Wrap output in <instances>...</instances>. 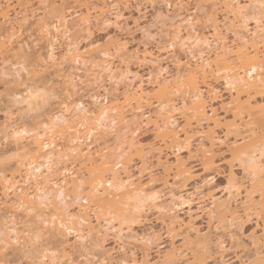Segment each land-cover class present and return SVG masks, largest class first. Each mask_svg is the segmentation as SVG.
<instances>
[{
  "label": "rangeland",
  "instance_id": "obj_1",
  "mask_svg": "<svg viewBox=\"0 0 264 264\" xmlns=\"http://www.w3.org/2000/svg\"><path fill=\"white\" fill-rule=\"evenodd\" d=\"M0 1L5 5L10 4L17 11L20 10L19 3H22L24 4L22 7L27 8L29 15L28 21L22 25V33L15 40L16 42L14 41L11 46L5 44L4 49L0 48L1 175L3 171L10 173L16 169V159L19 154L16 148L27 145L25 141L23 143L15 141L12 134L17 127L41 126L68 103L80 104L82 110L91 112L104 104L107 105L109 100L122 95L125 90L138 89L152 95L160 81L176 78L184 70L196 68L204 61H215L223 45L234 49L240 42L239 36L251 37L254 32H264V24H257V20L260 19L258 4L252 0H240V3H248L255 7L248 10L249 16L241 15L240 24L242 23L246 28L237 29L239 36L229 25L231 20L229 21L228 18L232 19V17L223 5L227 0H153V3L143 0H122V4L119 2L117 6L111 8L113 13L118 14H116L118 18L110 15L109 22H94L89 32H82L77 28L72 32V37L82 52L101 48L109 50L111 57L106 59L108 61L98 59L97 62L103 66H101L103 69L108 64L112 69H118L117 74L120 77L117 76V80H114L109 78L108 73L101 72L97 64L95 68L92 67L93 65L73 64L66 58V41L61 36L54 42L44 38L39 32L40 18L46 15L45 18L49 20L53 18L51 15L57 16L60 10L70 9L69 12L73 13L80 9L76 0ZM211 10L215 15V23L210 21V17L207 18ZM187 14H194L198 18L195 26L182 28L181 32L176 31L181 15ZM11 17H14L13 10ZM213 24L218 25V34L214 31ZM103 62L106 64L104 65ZM217 80L209 83L210 87L216 90L215 97L208 94L206 86L202 87L208 101L210 117L221 121V125L216 127L217 141L213 147L216 153L214 168L204 172L200 166L202 154L200 144L203 142L208 146L200 133L195 135L190 148L187 145L182 147L162 145L155 136L153 125L151 123L146 125L147 118L138 119L140 124L138 122L137 128L141 127L138 131V140L146 146L148 152L150 151L149 171L143 175V182L153 186L150 193L166 195V203L170 202L168 196L171 191L178 195L182 194L186 202L177 203L174 207L169 204L167 208L174 209H169L172 212L167 213V217L160 211L152 209L140 220L139 218L132 220L133 217L128 216L123 217V222L120 219L115 220L116 227L119 223L122 224L123 230L118 235L115 231L105 230L79 242L74 235L69 236L66 239V248L73 255L76 263L99 264L106 259L107 264H120L123 259L130 263L135 260L139 264L143 262L145 264H264V210L259 207L261 202L259 191L256 190L254 193L257 209L249 216L243 214L242 207L237 209L243 219L241 222H236V225L233 222L235 228L230 225V217L223 219L222 222L216 213H210L214 207L213 201L221 203L229 199L232 165L236 183L244 184L248 188L251 184V177L244 172L242 161L233 160L227 151L228 145L234 141L233 133H230L226 127V123L233 119V105L230 102L234 92H229L223 78ZM261 91L255 96V101L264 105V88ZM30 101L33 104L29 105ZM151 102L153 105L145 108L146 117L149 115L154 117L153 112L157 108V103L154 99ZM174 115L177 119L176 129L180 131L185 122L181 118L180 111L175 112ZM193 124L196 126L195 121ZM256 125L258 127L255 125L252 127L257 129L256 133H261L259 124ZM202 128L208 129L206 122L203 123ZM254 136L252 135L253 143L257 144L255 138L258 135ZM260 137L258 138L264 143V139ZM107 139L114 145L113 136ZM258 144L261 145L260 142ZM95 146L96 144L93 149L96 150ZM135 156L133 152L128 158L133 157L132 173L138 177L140 172L136 167L141 164L139 157ZM178 157L184 159L191 169L192 175L187 180L175 177ZM71 164L72 162L67 167L74 170L78 168V166L74 167L76 164H72L73 166ZM262 176L260 178L264 180ZM210 180L212 182L207 185L205 182ZM242 191L244 193V188ZM243 197L240 201L244 200ZM0 199L4 201L1 187ZM78 205L69 201L70 208H67L74 213L78 211ZM232 206L236 207L235 204ZM169 215L171 218H176L174 230L168 227ZM14 216L11 220L12 224L5 223L7 226L4 225L3 230L15 229L20 232L22 244H16L8 252V262L2 264H44L40 262V257L43 254L48 256L54 254V250L52 254L45 250L54 249L57 239L44 234L46 233L44 230H32V225L26 224L28 220L22 214H14ZM91 216L93 217V214ZM93 220L94 223L95 219ZM23 232H26V238H23L25 237ZM152 236L155 238L151 240L149 237ZM146 239H150L151 242L150 240L146 242ZM202 240L208 242L212 250L210 249L209 257L206 256L208 258L198 259L197 249ZM169 254H172L171 258Z\"/></svg>",
  "mask_w": 264,
  "mask_h": 264
},
{
  "label": "bare ground",
  "instance_id": "obj_2",
  "mask_svg": "<svg viewBox=\"0 0 264 264\" xmlns=\"http://www.w3.org/2000/svg\"><path fill=\"white\" fill-rule=\"evenodd\" d=\"M121 1L76 0L80 5L79 10L73 13L69 12L70 9L60 10L57 16L51 15L53 18L49 20L45 18L46 15L40 18L39 32L44 38L54 42L61 36L66 41V58L73 64L93 65L92 67L97 64V67L102 69H100L101 72H106L110 79L117 80L118 69L114 70L111 65L104 63L111 57L109 50L101 48L82 52L72 37V32L76 28L82 32H89L94 22H109L108 16L117 14L113 13L111 8ZM143 1L153 3V0ZM252 1L258 5L260 3V0ZM239 4L240 0H227L223 3L232 17V19L228 18L229 21L231 20L229 25L237 36H239L237 29L246 28L242 26V23L240 24L242 17L237 7ZM22 6L24 4L19 3L20 10L17 11L10 4L5 5L0 1L1 49H4L7 43L10 46L14 44L13 42L22 33V25L28 21L27 8ZM12 10L14 17H11ZM208 15L207 18L210 17V21L215 23L216 19L212 10L208 12ZM197 19L194 14L181 15L176 31L181 32L182 28L195 26ZM217 26H213L216 34L219 32ZM239 41L234 49L223 45L215 61H204L196 68L184 70L176 78L160 81L152 95L138 89L125 90L122 95L109 100L107 105L104 104L91 112L82 110L80 104L68 103L41 126L30 128L24 125L14 129L12 135L15 141L21 143L25 141L27 145L16 148L19 153L16 169L10 173L3 171L2 175L0 174L1 194L4 198V201L0 199V264L8 262V252L16 244H22L20 232L15 229L3 230L4 225L12 224L14 214H22L28 220L26 224L32 225L33 228L29 226L32 230H44L46 233H42L57 239L54 249L46 248L45 250L50 254L54 250V254L51 256L43 254L40 262L78 264L66 248V239L69 236L74 235L79 242L105 230L115 231L118 235L123 229L121 223L115 226V220L122 221L124 216L133 217L132 220L138 218L140 220L152 209L166 215L171 211L169 210L171 207L167 208L169 204L174 207L177 203H185L183 195H178L174 191L170 192L168 196L170 202L166 203V195L150 193L153 186L143 182V175L149 171L150 151L148 152L146 146L138 140V131L141 127L137 128L140 124L137 120L147 118L146 125L150 123L153 125L155 136L162 145H181V147L187 145L190 148L195 135L200 133L199 135H202L208 144L207 146L203 142L199 143L201 146V152H199L202 153L200 166L204 172L210 171L216 164V153L213 147L217 141L216 127L221 125V121L210 117L208 101L202 87L206 86L208 94L215 97L216 90L211 88L209 83L219 78H223L229 92H234L230 102L233 105V119L226 123L228 131L234 135V141L228 145L227 151L233 160L242 161L244 172L251 177V184L250 188L244 184L238 185L235 175L233 176L232 165L229 199L221 203L213 201L214 207L210 213H216L222 222L223 219L230 217L231 222L229 219L228 221L233 227L236 222H241L243 219L237 209L242 207L245 216H249L257 209L258 204L254 201L256 190L260 192L259 207L264 210V180L260 178L262 175L264 177V168H262L264 143L258 138L261 134L264 139V105L255 101V96L264 88V71H261L264 67V32H254L251 37L239 36ZM98 59L104 60V69L97 62ZM252 68H256V71L249 75ZM221 74L222 77H220ZM153 99L157 103V108L153 112L154 117L151 115L146 117L145 108L153 105L151 102ZM31 104L33 103L30 101L29 105ZM177 111H180L181 118L185 122L180 131L176 129L177 119L174 113ZM205 122L208 125L207 130L202 128ZM255 122L259 124L261 133H256L257 129L253 128L254 125L257 126ZM199 128L203 131L197 130ZM252 135H258L255 141L257 140V144L260 142L261 145L253 143ZM109 136H113L114 145L108 141ZM95 144L98 146H95L96 150L93 149ZM133 152L139 157L141 164L136 167L140 172L138 177L132 173L133 157L128 158ZM70 162L76 164L74 167L78 166V168L75 170L68 168L67 165ZM191 175V169L186 161L178 157L175 164V177L187 180ZM212 180L205 183L208 185ZM242 188L245 190L244 193ZM242 196L244 200L240 201ZM69 201L79 204L77 212L69 211L67 208ZM232 204L236 207L233 208ZM170 215L168 227L174 230L176 218L172 217V219ZM31 229L28 231L30 232ZM25 233L23 232L25 236L23 238H26ZM153 237L149 238L152 240ZM150 239H146V242ZM210 249L212 250L208 242H201L196 257L208 258ZM171 257L172 254H169V258ZM105 260L103 259L99 264H107ZM122 260L120 264H139L135 260L131 263Z\"/></svg>",
  "mask_w": 264,
  "mask_h": 264
},
{
  "label": "snow or ice",
  "instance_id": "obj_3",
  "mask_svg": "<svg viewBox=\"0 0 264 264\" xmlns=\"http://www.w3.org/2000/svg\"><path fill=\"white\" fill-rule=\"evenodd\" d=\"M169 7H171V4H169ZM237 7L240 10V14L243 16H249V12L248 10L255 7L254 5H250L248 3H240L239 5H237ZM258 8L260 10V19L257 20V24H264V0H260V3L258 5ZM256 68H252L251 72L249 73V75H251V73L255 72ZM261 71H264V67L261 68ZM262 168H264V164H262ZM109 187H111V184H109ZM63 196V194L61 193V197ZM85 203H87V201H85Z\"/></svg>",
  "mask_w": 264,
  "mask_h": 264
}]
</instances>
